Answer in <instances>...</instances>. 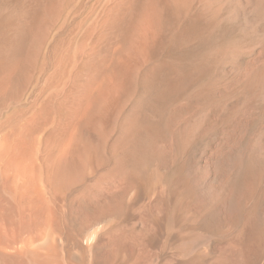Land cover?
Returning <instances> with one entry per match:
<instances>
[{"label":"bare ground","instance_id":"1","mask_svg":"<svg viewBox=\"0 0 264 264\" xmlns=\"http://www.w3.org/2000/svg\"><path fill=\"white\" fill-rule=\"evenodd\" d=\"M81 3L2 5L0 103L25 96ZM99 10L73 51L54 44L45 95L0 124V264H264V0ZM252 37L262 44L239 57ZM214 132L220 164L187 173L192 144ZM72 212L91 225L67 229Z\"/></svg>","mask_w":264,"mask_h":264},{"label":"rangeland","instance_id":"2","mask_svg":"<svg viewBox=\"0 0 264 264\" xmlns=\"http://www.w3.org/2000/svg\"><path fill=\"white\" fill-rule=\"evenodd\" d=\"M2 1L0 3V8H2L4 5H8V2L10 3H14L16 1H19V0H0ZM106 0H80V3L79 6H78V10H75V11H70L68 12V14L66 15V20L65 22L63 23H60V24H57L55 25V27L53 28V31H52V34H51V39L49 40L48 44H47V53H45L43 59H45L43 61V65H42V68L39 70V72L37 73L36 75V78H34V80L31 82V86L28 85L27 86V89L24 91V93L22 95L25 94V96H21V97H18L16 100H19V101H16L14 98H5V100L3 99V101L0 103V124L3 122V120L5 119L4 116H7V114H10L12 112H15V111H23L24 110H27L29 108H31V106H34L37 102L38 97H42L43 95H45V92L47 91L46 89H48L50 87V82H51V78H52V71L55 72V68H54V63H53V59H51V55L50 53L53 52L52 50H54V44H58V41L60 40V44L65 48H70V46H72V42L76 39L79 38L78 35H82V32H83V29L85 27L88 26V24L90 23V21L92 20L91 18H93V16L95 15L96 11H100L99 9H102L104 3H105ZM103 2V3H102ZM4 3V4H3ZM3 5V6H2ZM83 5V6H82ZM100 5V6H99ZM99 6V7H98ZM6 7H3V10H5ZM99 8V9H97ZM95 10V11H94ZM77 11V12H76ZM79 11V12H78ZM91 14V16H90ZM88 17H91L88 19ZM71 20V21H70ZM88 20V22H87ZM84 21V22H83ZM88 23V24H87ZM78 24V25H77ZM80 25V26H79ZM79 27V28H77ZM83 27V28H82ZM65 31V33H64ZM81 31V32H80ZM224 33L225 34H232V35H236L237 34L232 30L229 31V29H225L224 30ZM78 34V35H77ZM69 35V36H68ZM63 36V37H62ZM66 36V37H65ZM74 36V37H73ZM58 37V38H57ZM70 37V38H69ZM63 38V39H61ZM76 38V39H75ZM57 39V40H56ZM255 39V40H254ZM64 40V41H63ZM68 43H66L65 42ZM71 40V41H70ZM70 41V42H69ZM250 41V42H249ZM259 41L261 43H259ZM57 42V43H56ZM66 43L65 45L63 44ZM258 42V43H257ZM71 43V45H70ZM221 44L223 45H229V42L227 40H225V38H222L221 41H220ZM242 43V44H241ZM240 44V45H239ZM238 45L241 47H238L237 49V52H238V55L239 57H242V56H245L247 53L253 51L254 49H256L260 44H262V41L261 39H259V37H252L251 39L249 40H245L243 39ZM254 44V45H253ZM259 44V45H258ZM70 45V46H69ZM246 46V47H245ZM74 46L71 47L72 51L74 50L73 48ZM244 47V48H243ZM252 47V48H251ZM49 48V49H48ZM251 48V49H249ZM70 49V50H71ZM51 50V51H50ZM50 51V52H49ZM243 51V52H242ZM49 53V54H48ZM195 53V50H188L186 53H183L181 54L185 59H188L190 58L193 54ZM241 55V56H240ZM47 56L49 58H47ZM46 57V58H45ZM50 59L52 61H50ZM50 63H49V61ZM52 62V64H51ZM45 63V65H44ZM53 65V67H52ZM46 66V67H45ZM43 67L45 70H43ZM52 68V69H51ZM49 69V70H48ZM47 71V72H46ZM45 72V73H44ZM51 72V74L49 73ZM49 73V74H48ZM48 74V75H47ZM43 75V76H42ZM52 75V76H51ZM45 78V79H44ZM50 78V79H49ZM44 80V81H43ZM50 80V81H48ZM43 81V82H42ZM35 83V84H34ZM47 86V87H46ZM44 87V88H43ZM45 90V91H44ZM40 93V94H39ZM27 94V95H26ZM37 97V98H36ZM13 99V101L11 100ZM35 99V100H34ZM7 100V101H6ZM9 100L11 102H9ZM184 100V99H182ZM180 101V102H179ZM175 102L172 107H176V108H184L185 107V110L183 109V115H190L192 116L194 114V111L193 109L194 108V103H191L192 105H190V102H187V103H182L181 99ZM4 102V103H3ZM6 102V103H5ZM34 102V103H32ZM185 102V101H184ZM2 104V105H1ZM10 104V105H9ZM14 104V105H13ZM30 104V105H29ZM185 104V105H183ZM16 105V106H15ZM190 105V107H189ZM9 106V107H8ZM15 106V108H14ZM181 106V107H180ZM8 107V109H7ZM12 107V108H11ZM190 108V109H189ZM190 110V111H189ZM192 111V112H191ZM6 112V113H5ZM172 112L171 109L169 111V113ZM191 112V113H190ZM172 113H170L171 115ZM169 117V116H167ZM2 118V119H1ZM165 125H167L168 123V120L167 118H165V121H164ZM215 133V134H214ZM213 133V136H212V139L211 138H205L204 140H200V141H196L194 142L193 145V152L191 155H194V156H191L189 157L187 163H186V167H185V170L187 173H193V171H196L194 173H201L200 171H202L203 173H208L210 170L213 169V166L217 167L218 164H220V162L216 159H214L212 157V155H210V151L211 149L214 147L215 143H216V140L218 139V135L217 134L218 132H214ZM1 132H0V136H1ZM217 135V136H216ZM210 139V140H209ZM214 140V141H213ZM203 141V142H202ZM213 141V142H212ZM205 143V144H204ZM40 152V151H39ZM42 152V151H41ZM192 157V158H191ZM218 161V162H217ZM189 167V168H188ZM205 168V169H204ZM192 170V171H191ZM204 170V171H203ZM71 216V217H70ZM79 216V217H78ZM92 217V216H91ZM90 216H82V215H77L75 213H71L68 217V222H67V226L68 228L67 229H74L73 231L76 232V230L78 229H82V228H87L91 225V222L92 219H91ZM71 218V219H70ZM75 218V219H74ZM90 219V220H89ZM73 220V221H72ZM89 220V221H88ZM80 221V222H79ZM70 223V224H69ZM84 223V224H83ZM72 224V226H71ZM88 225V226H87ZM78 227V228H77ZM80 227V228H79ZM82 227V228H81ZM197 239H198V242L199 243H202L204 241L207 240V234L202 232V231H199L198 233V236H197ZM27 241L26 238H23L22 240V244H26L25 241ZM72 242V241H71ZM70 242V246L68 244V246H66V249L69 251L65 254V260H71L70 258H73L74 255L76 254V249L73 248V245L72 243ZM73 255V256H72ZM68 256V258H66Z\"/></svg>","mask_w":264,"mask_h":264}]
</instances>
